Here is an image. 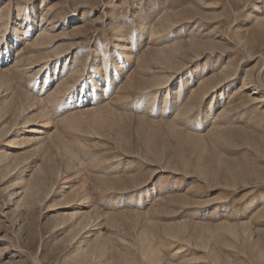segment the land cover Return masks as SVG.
<instances>
[{
  "label": "rangeland",
  "instance_id": "obj_1",
  "mask_svg": "<svg viewBox=\"0 0 264 264\" xmlns=\"http://www.w3.org/2000/svg\"><path fill=\"white\" fill-rule=\"evenodd\" d=\"M0 10V264L75 263L98 230L110 264H147L151 241L163 262L264 264V0H0ZM42 27L52 41L40 46ZM192 41L215 46L197 55ZM174 47L173 63L160 62ZM64 79L88 88L57 93ZM18 95L30 97L29 122ZM57 136L74 144L71 161ZM22 170L42 182L27 205L13 180ZM85 190L82 204L71 198ZM84 215L94 218L80 232Z\"/></svg>",
  "mask_w": 264,
  "mask_h": 264
},
{
  "label": "bare ground",
  "instance_id": "obj_2",
  "mask_svg": "<svg viewBox=\"0 0 264 264\" xmlns=\"http://www.w3.org/2000/svg\"><path fill=\"white\" fill-rule=\"evenodd\" d=\"M5 16V14L0 10V19H2L3 17ZM168 23V22H167ZM168 26H169V24H168ZM43 29V27L41 28V33H40V35H39V37H37L36 39H35V43L37 44V45H40V46H42V45H45V44H48V43H50L51 41H52V35L51 34H49V32L50 31H44V30H42ZM46 30V29H45ZM16 32H17V36L19 35H22V34H24V31L23 32H20L19 30H16ZM153 32V31H152ZM1 37V36H0ZM120 38V37H119ZM118 43V42H117ZM192 43H194L193 41H192ZM197 42H195L194 43V45H195V48H194V50L196 49V53L198 52V51H205V50H207V49H211V50H213L214 49V46H215V44H212V43H197ZM193 45V44H192ZM191 45V46H192ZM119 46H121V48L123 49V52L125 53V42H123V43H119ZM44 48V47H43ZM40 49V48H39ZM121 49V50H122ZM128 49V48H127ZM177 49H179L178 47H174L173 48V50L172 49H170V50H164V51H162V53L159 55V57H158V59H159V61L160 62H162V63H168V64H171V63H173V56H174V52L177 50ZM193 50V49H192ZM60 51V47H56V48H54V52L55 53H57V52H59ZM122 52V51H121ZM201 53V52H200ZM200 53H197V55L198 54H200ZM125 56V55H124ZM77 65H79V64H77ZM96 65H97V68L99 69V67H100V63L99 62H97L96 61ZM44 66V65H43ZM76 66V65H75ZM72 67V66H71ZM71 67H68V68H70V70H71ZM171 67V66H170ZM67 68V69H68ZM101 68V67H100ZM77 68H75V71H77L76 70ZM55 71L57 70L56 68L54 69ZM52 71V68H50V67H48V73H50ZM69 71V70H68ZM72 71V70H71ZM71 71H69V72H71ZM74 71V70H73ZM74 71V72H75ZM79 71V70H78ZM82 71V70H81ZM81 71H80V73H81ZM227 71V70H226ZM100 72V71H99ZM230 72V71H229ZM47 73V77L45 78V81H47L48 79H50V77H49V74ZM231 73V72H230ZM57 74V73H56ZM73 74V73H72ZM224 75H225V77L226 78H228L230 75H229V73L228 74H226V73H224ZM7 77V76H6ZM76 77V76H75ZM70 78V77H69ZM90 79H91V81L94 83V81H95V79H96V75L95 76H90L89 77ZM62 80V79H61ZM107 81V80H106ZM157 84H162L163 82L164 83H168V81H169V79H165V78H158L157 80ZM61 82V81H60ZM75 82V81H74ZM110 82V81H109ZM64 85H62V84H60V85H62L63 87H61V86H59V87H57V88H59V89H57V93H63V92H66V91H68L69 90V88H72L73 86H72V84L70 83V81L69 80H67V79H64L63 80V82H62ZM221 83V82H220ZM76 84V83H75ZM74 84V85H75ZM170 85H171V83H170ZM212 82L210 83V82H207V83H205V85H204V91H206V90H209L210 88H212L213 86L215 87L216 85H212ZM70 86V87H69ZM167 86V85H166ZM67 87H68V90H67ZM93 87H97V86H95V84L93 85ZM168 87H169V85H168ZM213 87V88H214ZM87 88H88V86H87V82H84L83 81V83L81 84V86H80V88H77V87H73L72 89H73V91H78V92H80V93H85L86 92V90H87ZM209 88V89H208ZM42 89V88H41ZM70 91H71V89H70ZM68 93V92H67ZM73 93V92H72ZM66 94V93H65ZM169 94H171V88L169 87V90H168V93H167V95H169ZM62 95V94H61ZM19 96V98L16 100V99H13V101H14V103L16 104V105H20V103H21V110H22V113L24 112H26L27 110H26V108H27V106L29 105V103H30V97H29V95H25V99H23L21 96L22 95H18ZM52 97H53V95H51ZM56 96H58V94L56 95ZM65 96V95H64ZM206 96V95H205ZM16 98V97H15ZM55 99V98H54ZM34 103V102H33ZM5 105L7 106V108L8 107H10V102H8V103H5ZM5 106V107H6ZM44 106V105H43ZM42 107V106H41ZM6 108V109H7ZM28 108H30V107H28ZM40 108V107H39ZM46 108V107H45ZM9 109V108H8ZM36 109V108H35ZM38 109V108H37ZM41 110H42V108H40ZM108 109V108H107ZM21 110H19L20 112H21ZM26 110V111H25ZM95 110V109H94ZM98 110H100V109H98ZM98 110H95V111H92V113H91V117H90V119H93V120H95V119H98L99 117H98V115H100V118H101V116H102V112L101 111H98ZM38 111V110H37ZM44 111H46L45 109L43 110V111H38L39 113L36 115V116H38V117H42V118H45L46 117V114L47 113H45ZM47 112V111H46ZM23 113V114H24ZM27 113V112H26ZM26 113H25V115H24V120H25V122H29V120H31V117H33V116H35V114H33V113H31L33 116H31V114H27L26 115ZM36 113V112H35ZM67 117V116H66ZM66 117H65V119H66ZM107 116H105L104 117V119L106 118ZM34 118V117H33ZM36 118V117H35ZM89 119V120H90ZM104 119H102V120H104ZM23 120V119H22ZM44 120V119H43ZM99 120H101V119H99ZM101 120V121H102ZM50 118H46V123H50ZM66 121H69V124L72 126V127H75V126H77V122L79 123V120L77 119V116H72V117H68L67 119H66ZM98 121V120H97ZM24 122V123H25ZM38 122V121H37ZM97 124H100V123H98V122H96ZM94 126H95V124H93ZM23 129V128H22ZM96 128H94V130H95ZM24 131L27 133H29V132H31V133H33V132H39V130L37 131V129H29L28 127H24ZM40 133V132H39ZM46 134V133H45ZM63 134V133H62ZM28 138H33V139H31V140H36V142L35 143H37V142H39L37 139H38V137H36V136H32V137H25V139H24V142L25 141H27L28 142V140H30V139H28ZM28 139V140H27ZM76 139V138H75ZM30 140V141H31ZM53 140V141H52ZM52 142H53V145H55V146H57L56 148H63L64 149V151L66 152L64 155H66L67 156V160H70V159H72V158H75L76 156H77V154H76V149H75V147H73L72 145H74V144H70V141H68L67 139H64V137H62V136H57V139L56 140H54V138L52 137ZM79 140V139H78ZM29 141V142H30ZM18 142H20V141H18ZM18 142H15L16 144L18 143ZM22 143H23V141H21ZM33 142V141H32ZM72 142V141H71ZM14 143V144H15ZM78 143V142H77ZM11 144V143H10ZM45 145V144H44ZM76 145H78V144H76ZM77 147V146H76ZM47 148H48V146H47ZM36 149V148H35ZM62 149V150H63ZM60 152V151H59ZM54 155V154H53ZM2 157L6 160V156L4 155V154H2ZM3 158H1V160H3ZM9 158V157H8ZM65 158V157H64ZM66 159V158H65ZM71 161V160H70ZM8 163V162H7ZM17 163V162H16ZM25 163V162H24ZM19 164H21V163H19ZM17 165H18V163H17ZM23 166H25V165H23ZM12 165L11 164H5V169L7 170L6 172L7 173H9L8 175H10V173H12V170H14V169H16L15 168V166L12 168ZM22 168H20V170H21ZM41 172V171H40ZM44 172V171H43ZM33 178V177H32ZM41 178V177H40ZM13 179V178H12ZM43 179V178H42ZM102 179H103V177H102ZM13 180H15V182H17L16 180H19L20 182L18 183V184H23L22 186H21V189H22V191L21 192H23L22 194H23V197H28V201L26 200V201H24V198L22 197V198H20L19 200H21V202H23V203H25V202H27V203H30V200H33V198L35 197V198H37L38 199V197H39V195H40V191H41V187H40V184L42 183L41 181H40V183H38V182H32V181H29L28 180V182L26 181V178H24V176H23V170H22V172H21V174H18L17 175V177H15ZM35 180V179H34ZM40 180V179H39ZM103 180H106L107 181V178H104ZM12 181V180H11ZM36 181H38V180H36ZM14 182V183H15ZM13 183V182H12ZM16 183V184H17ZM103 183V182H102ZM42 186V185H41ZM84 187V186H83ZM107 187V190L108 189H110L111 190V188H113L112 186H111V188H110V186H106ZM44 192V191H43ZM84 193H77L76 195H73V194H71V195H73V196H71V198L72 199H74V201L76 200V201H81V204L83 203V202H85V201H87L88 199H90L89 197H90V194H89V192H87V190H85V191H83ZM104 192H105V190H104ZM108 192V191H107ZM75 194V193H74ZM107 194V193H106ZM19 196V195H18ZM21 197V196H20ZM33 197V198H32ZM30 198H32V199H30ZM69 198V197H68ZM37 199H35V200H37ZM18 200V201H19ZM54 200V199H53ZM33 202V201H32ZM62 203V202H61ZM26 204V203H25ZM18 205V204H17ZM27 205V204H26ZM85 212V211H84ZM77 213V212H76ZM76 213H72L71 215H70V218H74V217H77V214ZM82 215V214H81ZM81 215H80V218H81ZM84 216H86V215H84ZM84 216H82V217H84ZM91 216V215H90ZM80 218H78V219H74L76 222H74L75 224H76V228L78 229V231H85L86 230V228H87V226L88 225H90L91 226V222L92 221H90V219H93V218H89L88 216H86V217H84V218H86V220H88L89 219V221H85L86 223H88V224H85L84 225V223L83 222H81L79 219ZM64 219V218H63ZM97 219V218H96ZM60 220V219H59ZM61 221V220H60ZM60 221L59 222H57L58 224H61L60 223ZM64 221V220H63ZM65 223V222H64ZM63 223V224H64ZM70 225H72V227H73V224H70ZM93 225V224H92ZM95 225V224H94ZM93 225V226H94ZM181 226V225H180ZM174 227H168V228H166V233L168 234V235H170V237H174V238H182L181 237V235L183 234V233H185V235H186V232L187 231H185L184 232V230H186V229H184L183 227L182 228H180L179 227V229H173ZM94 229V228H93ZM96 231V230H95ZM234 233L235 232H237V230L236 229H234V230H232ZM87 232V231H86ZM91 231H89V233H90ZM97 232H98V234H97ZM244 232L246 233V235L248 236V238L250 237V234H249V230L248 229H245L244 228ZM78 233V232H77ZM76 233V234H77ZM210 233H212L211 231H210ZM220 233V232H219ZM238 233V232H237ZM95 234H97V238L93 241V242H91V240H89L88 242L86 241V240H83V241H81L80 242V244L78 243V246L77 247H75V252H74V254L72 255V257L70 256V258H71V260H73L75 263H73L72 261H69V262H72L73 264H110V263H112V262H114L113 260L111 261V259H114L115 260V258H117V257H115V251H114V248H113V246H112V244H111V239H109V238H107L103 233H100V231L98 230V231H96V233ZM216 234H217V231H216ZM73 235V234H72ZM78 235V234H77ZM167 235V236H168ZM212 235V234H211ZM215 235V234H214ZM218 236H220L219 234H217ZM235 235H236V233H235ZM216 236V235H215ZM215 236H212V237H215ZM74 237V236H73ZM72 237V238H73ZM184 237V236H183ZM75 238V237H74ZM240 239V238H239ZM110 240V241H109ZM183 240V239H182ZM185 240H187V239H185ZM202 240H203V238H202ZM250 240V239H249ZM150 241V240H149ZM173 241V240H172ZM189 241V240H188ZM240 241V240H239ZM86 243V244H82V243ZM117 242V241H116ZM143 241H141V243H142ZM202 242V241H201ZM203 242H205L204 240H203ZM222 243V242H221ZM87 244H89V245H87ZM200 244V243H199ZM203 244V243H202ZM205 244V245H204ZM203 244V246L205 247L206 246V242ZM229 244V243H228ZM234 244V243H233ZM117 245V244H116ZM142 245V244H141ZM145 245V244H144ZM143 246V245H142ZM161 246V244H159V245H154L153 243H152V241L150 242V243H148V245H146V247H142V248H144V250H143V254H144V257H145V259L147 260V264H161V263H164V264H182L181 262H174V261H171V260H167L166 262H163V250H162V248L160 247ZM197 246V245H196ZM235 246V245H234ZM127 247V246H126ZM183 247V246H182ZM206 247H208V246H206ZM118 248V247H117ZM128 248V247H127ZM179 249H181V247L179 248ZM211 249V248H210ZM119 251L120 252H122V253H120V254H124V253H126L125 251L123 252V250H121V249H119ZM118 251V249H117V251L116 252H119ZM212 251V250H211ZM177 253V252H176ZM178 253H181V252H178ZM213 253H214V251H213ZM119 254V253H118ZM215 254V256H216V253H214ZM126 255H128V252L126 253ZM123 256V258H126L127 256ZM177 256V254L174 256V257H176ZM214 256V255H213ZM212 256V257H213ZM119 258V257H118ZM120 258H122V257H120ZM122 258V259H123ZM130 258V257H129ZM180 258V257H179ZM192 258V257H191ZM214 258H217V257H214ZM69 259V258H68ZM68 259H67V261H68ZM70 260V259H69ZM130 260V259H129ZM129 260H127L126 259V264H133L132 263V261L130 262ZM145 260V261H146ZM216 260V259H215ZM218 260L220 261V259L218 258ZM67 261H66V263H67ZM119 262V261H118ZM216 262H218V261H216ZM221 262V261H220ZM72 263H70V264H72ZM123 263H124V261H123ZM68 264V263H67ZM242 264V263H241Z\"/></svg>",
  "mask_w": 264,
  "mask_h": 264
}]
</instances>
